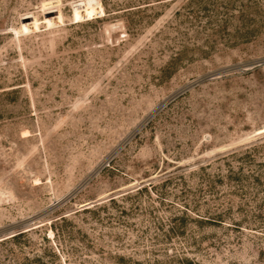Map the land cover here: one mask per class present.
Wrapping results in <instances>:
<instances>
[{"label": "rangeland", "instance_id": "1", "mask_svg": "<svg viewBox=\"0 0 264 264\" xmlns=\"http://www.w3.org/2000/svg\"><path fill=\"white\" fill-rule=\"evenodd\" d=\"M262 128L264 0H0V264H264Z\"/></svg>", "mask_w": 264, "mask_h": 264}, {"label": "bare ground", "instance_id": "2", "mask_svg": "<svg viewBox=\"0 0 264 264\" xmlns=\"http://www.w3.org/2000/svg\"><path fill=\"white\" fill-rule=\"evenodd\" d=\"M263 132H264V128L259 129L256 133L259 134V133H263Z\"/></svg>", "mask_w": 264, "mask_h": 264}, {"label": "water", "instance_id": "3", "mask_svg": "<svg viewBox=\"0 0 264 264\" xmlns=\"http://www.w3.org/2000/svg\"><path fill=\"white\" fill-rule=\"evenodd\" d=\"M92 203H94V202H92ZM92 203H89V204L91 205Z\"/></svg>", "mask_w": 264, "mask_h": 264}]
</instances>
